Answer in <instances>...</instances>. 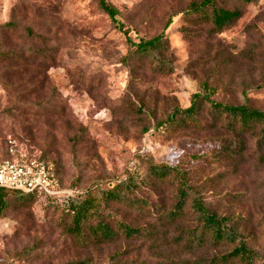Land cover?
I'll list each match as a JSON object with an SVG mask.
<instances>
[{"label": "rangeland", "instance_id": "rangeland-1", "mask_svg": "<svg viewBox=\"0 0 264 264\" xmlns=\"http://www.w3.org/2000/svg\"><path fill=\"white\" fill-rule=\"evenodd\" d=\"M107 1L134 42L166 36L174 73L155 75L138 59L126 63V39L95 0H0V25L11 24L0 31V52L12 58L0 60V162L11 146L53 168L62 191L80 193L112 187L133 162L142 173L150 163H184L210 210L243 217L244 237L264 264V148L257 139L158 128L172 107L187 109L206 85L213 101L264 111V0H218L219 7L242 13L219 35L188 16L200 0ZM200 119L210 123L205 114ZM227 143L241 157L225 154L220 145ZM206 154L213 159L191 161ZM135 197L150 206L113 205L105 219L114 229L117 221L142 228V236L86 247L62 233L55 204L11 201L0 218V264H191L230 251L206 244L191 253L177 244L179 228L190 227L194 216L188 210L171 225L156 211V204L174 205L168 182H154Z\"/></svg>", "mask_w": 264, "mask_h": 264}, {"label": "trees", "instance_id": "trees-1", "mask_svg": "<svg viewBox=\"0 0 264 264\" xmlns=\"http://www.w3.org/2000/svg\"><path fill=\"white\" fill-rule=\"evenodd\" d=\"M237 1L249 5L259 0ZM95 2L97 8L123 33L129 48L125 57L126 63L138 59L146 62L155 75L168 77L174 73L173 62L167 57L168 45L163 33L136 43L124 29L115 7L107 0H95ZM186 12L188 16L194 17L198 24L210 27L215 35L234 27L242 17V13L237 10L219 7L218 0L193 2ZM170 24L171 21L167 24V28ZM10 25H0V31ZM11 59L7 54L0 52L1 61ZM213 97L214 92L206 85L203 91L191 96V104L187 109L172 107L158 128L162 132L187 130L191 127L201 131H206V129L223 130L238 138H255L258 144L264 148V111L251 107L245 102L242 105H226L213 101ZM202 114H205L210 120L207 126L203 125L200 119ZM240 143L241 141L238 142V144ZM220 147L227 155L233 154L236 157H241L234 143L222 144ZM7 154L8 157L5 160H16L23 155L21 153L16 155L11 150V146ZM213 157L206 154L202 157H192L191 161L197 162L201 158L213 159ZM138 158L143 161L147 159V155H139ZM184 167V163L177 165L150 163L145 173H142L137 163L133 162L131 166L133 170H127L123 179L112 187H96L83 193L74 190L70 191L71 193L50 196L38 192L25 193L0 188V218L9 209L11 201L25 205L32 204L36 198H41L56 205V211L59 212L58 226L62 233L73 238L82 246L86 247L91 242H111L120 235L128 239L140 237L144 229L134 228L123 221H117L114 229L111 223L106 221L105 213L113 205L129 206L139 210L146 209L150 204L146 199H137L135 197L137 192L154 182H168L174 188V205L166 210L156 204L154 206L156 211L171 225H176L183 220L188 210L194 216V223L190 227L179 228L177 244L191 253L202 250L206 244L214 249L224 245L231 247L228 252L214 255L211 258H199L192 261L191 264H257L258 255L248 245L242 232L241 222L245 221H243V217H225L210 210L193 189L189 181L190 174ZM52 174L55 186L62 191L61 183L53 168ZM28 251L29 249L26 248L23 253L28 254ZM72 264L89 263L83 261Z\"/></svg>", "mask_w": 264, "mask_h": 264}, {"label": "built area", "instance_id": "built-area-1", "mask_svg": "<svg viewBox=\"0 0 264 264\" xmlns=\"http://www.w3.org/2000/svg\"><path fill=\"white\" fill-rule=\"evenodd\" d=\"M0 188L50 196L71 193L57 189L51 167L36 160H26L25 155L0 162Z\"/></svg>", "mask_w": 264, "mask_h": 264}]
</instances>
